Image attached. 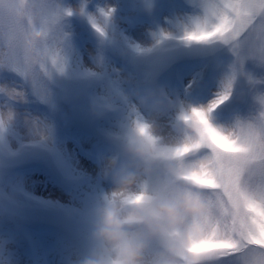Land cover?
<instances>
[{"label": "rangeland", "instance_id": "rangeland-1", "mask_svg": "<svg viewBox=\"0 0 264 264\" xmlns=\"http://www.w3.org/2000/svg\"><path fill=\"white\" fill-rule=\"evenodd\" d=\"M54 2L64 39L61 70L53 69L49 79L61 92L48 80L38 85L0 66V264H73L85 250L90 208L111 187L100 157L111 154L126 132L133 92L155 87L168 93L172 108L159 123L170 134V121L189 107L180 103L184 94L196 97L193 106L207 105L227 86L229 99L212 119L232 127L255 115L254 96L264 91V66L248 59L237 67L223 42L187 39L204 14L202 0ZM68 14L78 21L64 22ZM212 45L222 51L168 67ZM91 152L98 156L90 158Z\"/></svg>", "mask_w": 264, "mask_h": 264}, {"label": "clouds", "instance_id": "clouds-1", "mask_svg": "<svg viewBox=\"0 0 264 264\" xmlns=\"http://www.w3.org/2000/svg\"><path fill=\"white\" fill-rule=\"evenodd\" d=\"M132 96L126 132L99 161L111 187L90 208L87 246L73 264H205L196 246L211 238L221 212L208 157L223 149L198 106L178 112L165 134L168 93L153 87ZM254 116L264 124V113ZM248 120L219 129L233 136Z\"/></svg>", "mask_w": 264, "mask_h": 264}, {"label": "snow or ice", "instance_id": "snow-or-ice-1", "mask_svg": "<svg viewBox=\"0 0 264 264\" xmlns=\"http://www.w3.org/2000/svg\"><path fill=\"white\" fill-rule=\"evenodd\" d=\"M202 7L204 14L188 40L221 41L237 67L248 59L264 66V0H202ZM60 15L54 0H0V66L18 70L38 85L53 69L61 70ZM230 94L226 86L198 106L223 151H213L207 170L220 216L196 254L198 259L227 257L232 264H264V124L254 116L233 136H223L212 113ZM254 99L256 113H264V91Z\"/></svg>", "mask_w": 264, "mask_h": 264}, {"label": "bare ground", "instance_id": "bare-ground-1", "mask_svg": "<svg viewBox=\"0 0 264 264\" xmlns=\"http://www.w3.org/2000/svg\"><path fill=\"white\" fill-rule=\"evenodd\" d=\"M180 91H181V90H180ZM180 91H179V92H180ZM181 98H182V99H181V102H180L181 104H183L184 106H193V105L191 104V102H192V101H191V98H190V96H189L188 94H187V95H186V94L182 95ZM130 108H131V106H130L128 109H126V111H128V110L130 111ZM165 116H166V114H165ZM164 119H165V118L163 117L162 120H164ZM160 121H161V120H160ZM160 121H159V122H160ZM105 155H107V153H105Z\"/></svg>", "mask_w": 264, "mask_h": 264}, {"label": "trees", "instance_id": "trees-1", "mask_svg": "<svg viewBox=\"0 0 264 264\" xmlns=\"http://www.w3.org/2000/svg\"><path fill=\"white\" fill-rule=\"evenodd\" d=\"M215 46V45H214ZM213 45L212 46H206L205 47V49H204V51H206V50H208V49H210L209 50V52L207 51V53H202V54H198V55H191V56H189V57H200V56H206L207 54H211V53H213V52H215L216 51V48L218 47V46H216V47H214ZM214 47V48H213ZM213 48V49H212ZM179 59H181V58H179ZM174 60H177V59H174ZM173 61V60H172Z\"/></svg>", "mask_w": 264, "mask_h": 264}]
</instances>
